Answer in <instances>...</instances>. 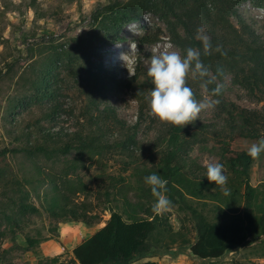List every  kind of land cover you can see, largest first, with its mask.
Segmentation results:
<instances>
[{"label": "trees", "instance_id": "obj_1", "mask_svg": "<svg viewBox=\"0 0 264 264\" xmlns=\"http://www.w3.org/2000/svg\"><path fill=\"white\" fill-rule=\"evenodd\" d=\"M246 1L264 8V0H109L92 12V24L85 33L74 38V48L82 58L90 60L105 46V40L115 42L122 29L142 12H154L163 16L161 18L167 23L170 42L180 50L181 55L189 47L201 48L197 39L198 29H203L211 38L213 48L220 45L227 53L221 55L213 51L209 55L201 54L203 63L217 77L208 86L207 94L216 84L222 86L223 77L229 75L233 86L264 98V40L244 22L236 8ZM231 17L238 19L237 26L232 24ZM155 41V37L145 36L143 39L147 44ZM55 53L59 55L57 50ZM57 58L59 56L53 62L49 60L45 63L33 81V90L37 95L34 106H38V115L33 121L24 123L17 119L16 116L20 115L16 114L17 108L31 110V106L22 102L12 101L8 110V134L12 145L0 150V224L10 228V233H19L24 230L26 218L41 217L46 213L57 223L93 227L102 221V214L91 202L78 204L72 199L69 194L76 183L68 177L95 158L100 161L121 158L124 172L129 170L132 173L119 177L102 175L109 179L102 186L106 203H115V207L105 205L102 210L109 212V219L72 249L70 262L49 257L38 264H134L153 256V236L159 232L171 233L172 226L157 213L144 209L142 203L133 202L129 196L132 189L130 178L134 179L136 189L151 194L144 178L153 172H158L167 180L166 194L171 198L186 196L199 201L218 200L227 206L229 219L224 222H208L196 214L195 241L191 244L185 242L193 257L217 260L240 248L251 236H264V197L255 211L252 208L258 192L250 185L255 158H251L246 151L235 153L230 149L231 142L237 138L259 141L264 126L262 115L224 100L222 86L220 94L213 97L219 101L216 105L217 122L195 120L185 126L165 123L156 129L157 134L152 140L143 141L138 138L139 123L143 121L142 108L137 122L128 124L112 106L97 102L96 95L112 87L105 78L98 76L101 68L92 67L78 83L85 94V101L75 125L71 128L57 127L56 115L60 113L61 105L54 95L51 79L55 78L52 66ZM142 76L135 73L127 80V85L147 84L148 79H141ZM186 83L192 88L195 99L199 100L203 89L201 81L193 80L189 73ZM48 100L50 103H47ZM209 139L216 143L210 150L215 152L225 168L226 185L193 177L188 174L191 169H185L182 155L192 146L207 148ZM8 158L13 160L16 169ZM41 162H50L53 169L58 170L47 172L40 166ZM66 186L70 189L68 193ZM225 188L229 192L227 196ZM241 198L245 199L244 215L232 208L233 204H239ZM57 226L52 232L57 231ZM252 228H256L254 234ZM2 235L4 232H0ZM24 240L27 251H36L48 238L36 231L34 235L25 233Z\"/></svg>", "mask_w": 264, "mask_h": 264}, {"label": "rangeland", "instance_id": "obj_2", "mask_svg": "<svg viewBox=\"0 0 264 264\" xmlns=\"http://www.w3.org/2000/svg\"><path fill=\"white\" fill-rule=\"evenodd\" d=\"M108 1L0 0V150L5 147L10 148L12 145L7 123L10 118L8 110L12 101L15 103L19 101L23 105L31 106V110H24L27 107L17 108L16 114L20 115L16 117L24 123L32 122L38 115V106H34L37 95L33 90V81L45 63H48L49 60L53 62L56 56L59 58L52 66L55 78L51 79L54 95L61 105L60 113L56 115L57 127L71 128L75 125L85 101V94L80 90L78 83L80 77L84 76L92 67H100L102 71L98 72V76L105 78V81H108L112 87L98 93L96 95L97 102L99 101L103 106H112L120 118L128 124L137 122L140 108H142L143 121L139 123L138 127L140 140H152L157 134L155 133L156 129L165 124L149 111L148 100L153 85L151 78L147 76L153 55L165 51L180 52L170 42L168 26L162 19L163 16L149 11L142 12L136 20L122 29L115 42L105 40V46H102L90 60L82 58L74 48V38L85 33L92 24V12L99 5ZM236 8L244 22L254 28L259 37L264 40V8L255 7L250 1L243 2ZM170 20L172 19L170 18ZM230 20L233 25H238L236 17H231ZM145 36L155 37L156 41L151 44L144 43ZM169 44L174 47L169 49ZM56 50L59 55H56ZM135 73L143 75L141 79L147 78V84L134 83L128 86L127 80ZM115 80L119 82L116 83ZM222 86L224 100L234 103L240 108L257 111L264 118V98L250 95L245 89L233 86L229 75L223 77ZM199 96L198 101L213 99L204 89H201ZM47 103L50 101L48 100ZM217 113L218 110L215 106L213 109L202 111L197 120L217 122ZM261 140H264V126L259 141ZM258 142L237 138L231 142L230 149L235 153L248 152L249 147ZM215 146L216 143L213 139H209L206 144L207 148L192 146L187 153L182 155L185 169H191L188 171L189 175L206 178L207 166L219 163L215 152L210 150ZM7 160L13 161L11 158ZM121 161V158H108L102 161L95 158L92 161H87L75 175L68 177L71 182L76 183L72 193L69 194L72 199L78 204L82 201L91 202L94 207H97L95 209L102 214V221L99 224L90 228L82 226L86 231L85 234H82L81 231H74L79 237V242L74 244L70 243L68 239H65L67 243L61 240L60 235L65 237L73 231L70 227L73 223H57L46 213H43L41 217L26 218L23 224L24 230L19 233H10V228L0 224V232H4V235L0 236V264H38L40 260L49 257H59L62 262H70L73 258L71 254L73 247L103 227L109 219V212H103L102 209L105 205L115 207V203H106L102 186L106 182L108 183L109 179L104 176L119 177L132 173L129 170L124 172ZM12 165L16 169L17 166L14 165V162ZM40 166L47 172L58 170H54V166L50 162H41ZM223 172L226 175L225 168H223ZM129 182L132 186L129 192L132 201L142 203L144 209L157 213L172 226L171 233L159 232L153 236V256L143 258L138 262L264 264V236L257 238H251V236L240 248L226 253L217 260H200L190 254L189 245L185 242L189 241L191 244L195 241L194 217L197 214L208 222L227 221L229 212L224 202L218 200L216 202L199 201L186 196L182 199L176 196L171 198L165 193L171 201V207L162 211H153L156 198L136 189L133 178H130ZM250 185L258 191L257 199L252 207L255 211L256 206L264 197V152L255 158L252 165ZM68 189H66L67 193L70 191ZM232 208L244 215L246 212L245 199L241 198L239 204H233ZM162 224L164 225V220ZM56 225H58L57 231L52 232ZM255 229H251L252 234L255 233ZM36 231H40L48 240L41 243L36 251H27L24 234L34 235Z\"/></svg>", "mask_w": 264, "mask_h": 264}, {"label": "clouds", "instance_id": "obj_3", "mask_svg": "<svg viewBox=\"0 0 264 264\" xmlns=\"http://www.w3.org/2000/svg\"><path fill=\"white\" fill-rule=\"evenodd\" d=\"M197 39L201 42V48L189 47L185 54L177 51H165L153 55L147 70V76L151 78L153 88L150 92L148 107L150 113L161 122L173 126H185L197 120L200 113L213 109L218 103L215 99L198 101L194 92L186 83L189 73L193 80L201 81V88L208 92V86L214 83L217 77L210 73V69L201 60V54L209 55L213 51L221 55H227L222 46L213 48L211 38L198 29ZM174 46L169 44L168 48ZM222 86L216 84L210 92L215 97L220 94ZM264 152V140L252 144L248 149L251 158H258ZM206 178L214 184L226 185L227 176L224 175L223 165L209 164L206 169ZM146 185L150 186L151 194L156 198L153 211H162L171 207V201L165 195L167 180L158 172L144 178ZM224 194L229 195L225 188Z\"/></svg>", "mask_w": 264, "mask_h": 264}, {"label": "crops", "instance_id": "obj_4", "mask_svg": "<svg viewBox=\"0 0 264 264\" xmlns=\"http://www.w3.org/2000/svg\"><path fill=\"white\" fill-rule=\"evenodd\" d=\"M72 225H74V227H72ZM72 225H70V227H71V229L73 230L71 233H69V235H67V236H65V237H63V235H60L61 237V240H64V242H66L65 241V239H68L69 241H70V243H77V242H79L80 240H79V237L78 236H76V232H74V231H81L82 232V234H85L86 233V231L82 228V226L84 227V228H89V227H86V226H84L83 224H76V223H73ZM96 232V231H95ZM82 236V235H81ZM67 243V242H66ZM81 243V242H80ZM80 243H78V244H80ZM77 244V245H78ZM76 245V246H77ZM75 247V246H74ZM73 247V248H74ZM145 262V261H144ZM154 262V261H153Z\"/></svg>", "mask_w": 264, "mask_h": 264}]
</instances>
